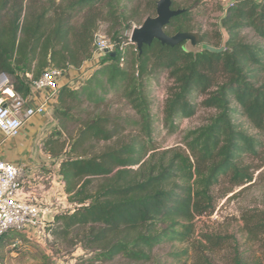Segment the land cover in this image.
<instances>
[{
	"label": "trees",
	"instance_id": "trees-1",
	"mask_svg": "<svg viewBox=\"0 0 264 264\" xmlns=\"http://www.w3.org/2000/svg\"><path fill=\"white\" fill-rule=\"evenodd\" d=\"M156 1L147 0L153 12ZM202 1L172 0V9L184 11L165 31H192L189 21ZM220 9L219 25L225 30L220 47L203 48L194 56L181 44L154 40L139 51L132 43L134 53L123 55L122 65L119 56L110 57L79 88L60 87L57 119L71 118L76 103L100 105L108 93L119 92L139 120L132 129L101 114L81 123L58 157L63 191L74 208L55 215L59 224L54 232L67 235L84 227L85 246L102 250L109 259L148 262L154 247L176 242L187 246L173 257L213 264L209 253L222 248L229 235L204 232L195 240L197 220L211 216L218 200L235 187L251 183L264 163V84L258 83L264 73V0H233ZM123 19L121 0H0V73L26 97L27 74L37 78L49 66L79 67L92 54L99 24L115 28ZM114 40L126 42L127 36ZM160 73L170 80L162 109L169 133L178 130L181 119L193 116L198 105L213 111L204 124L186 131L184 149L159 150L152 142L155 116L146 87ZM199 95L202 99L194 102ZM238 116L252 132L237 122ZM50 134L47 147L54 142ZM99 142L104 146L97 150ZM241 218L248 240L264 246V209ZM232 261L259 264L249 263L238 249Z\"/></svg>",
	"mask_w": 264,
	"mask_h": 264
},
{
	"label": "rangeland",
	"instance_id": "rangeland-1",
	"mask_svg": "<svg viewBox=\"0 0 264 264\" xmlns=\"http://www.w3.org/2000/svg\"><path fill=\"white\" fill-rule=\"evenodd\" d=\"M233 0H203L200 6L193 10V19L189 21L192 31H198L203 36L201 48H217L220 47L224 41L225 30L219 25V17L222 15L220 7L230 5ZM121 7L124 19L119 26H112L110 23L102 22L99 24L96 32L104 35L109 39L114 37L127 36L133 26L140 25L143 20L151 15H155L150 8H148L147 0H121ZM220 31L221 37H217ZM173 33L172 31L169 34ZM248 33V30L244 32ZM129 44V43H128ZM124 46L123 54L125 58H130L134 53V45ZM170 80L166 73H160L147 80L146 90L151 98V112L155 116V130L153 136V145L161 149L170 147H180L184 149L182 139L186 131L198 127L206 122L208 117L213 113L212 110L203 108L198 105L196 112L189 118H183L179 121L178 130L175 133H169L162 122L163 102L166 96V87ZM259 84H264V73L259 77ZM107 100L100 105L89 104L86 101L76 103L74 109L71 111V118L64 120L57 119L54 111L53 119L55 121V128L51 131V137L54 139L48 147L46 144L41 145V151L44 154H49L53 159L48 165L53 169H45L51 172L50 176L53 181H57L55 177V169L58 170V157L64 154L67 144L77 134L81 127V123L90 119L97 114L107 116L114 121L122 124L125 123L128 129L137 128L133 125V121H138L139 118L130 105L123 99L119 92H110L107 94ZM202 96H196L194 102L198 103ZM237 122L243 128L252 132L248 122L242 117L238 116ZM110 127V125H109ZM57 141V142H56ZM112 143V142H108ZM63 150L60 151L61 146ZM104 143L96 144V149L103 148ZM47 148L53 150L50 153ZM57 156V157H56ZM254 163H259L255 161ZM58 176V174H57ZM55 183V182H53ZM98 180L93 182L91 189H94ZM53 185V184H52ZM51 185V186H52ZM74 208L71 206L70 209ZM254 209H264V163L253 174L251 183L240 187H235L233 192L228 193L225 197L220 198L213 214L209 217L201 216L196 222L195 240H199L201 233L212 232L217 234H227L228 241L220 249H216L209 253L213 264H233V257L236 249L249 263L258 262L264 264V246L256 241L248 240L243 231V220L241 215ZM57 222L53 223L50 228L53 236L52 241H38L30 237L22 235H14V239L19 240V246L9 248L11 240L9 239V232L5 233L0 243V263L7 264H178L180 262H187L190 264L191 256H182L175 258L173 253H178L185 249L186 244L181 243H164L153 248L151 259L148 262H133L121 256H116L112 259L107 257V254L102 250L95 248H87L84 244V234L87 231L84 227H75L67 235L59 234ZM190 247V246H189ZM2 261V262H1Z\"/></svg>",
	"mask_w": 264,
	"mask_h": 264
},
{
	"label": "built area",
	"instance_id": "built-area-1",
	"mask_svg": "<svg viewBox=\"0 0 264 264\" xmlns=\"http://www.w3.org/2000/svg\"><path fill=\"white\" fill-rule=\"evenodd\" d=\"M131 31L127 34V41L120 43L95 32L90 58L79 67H70L77 69L79 74L71 81H66L65 85L79 88L95 68L110 58V52H116V57H120V65H122L124 46L128 43L132 44L130 41ZM67 70L49 66L37 78L27 74L26 82L30 91L26 97L15 91L13 83L6 74L0 73V134L3 138L0 140V144L4 140L19 136L27 119L45 115L51 110L54 111L61 87L60 79ZM37 91L42 93L40 101L36 104H29V99ZM58 165L59 162L57 168ZM33 174L22 163L0 158V243L4 234L9 231L24 234L38 241L53 240L49 227L56 222L57 212H54L52 204L54 197L63 190L64 181L57 170L58 180L53 183L50 192L45 194L44 199L19 198L18 193L24 178H30ZM57 224L59 223L57 222ZM19 243L18 239H13L8 247H18Z\"/></svg>",
	"mask_w": 264,
	"mask_h": 264
},
{
	"label": "crops",
	"instance_id": "crops-1",
	"mask_svg": "<svg viewBox=\"0 0 264 264\" xmlns=\"http://www.w3.org/2000/svg\"><path fill=\"white\" fill-rule=\"evenodd\" d=\"M78 74L79 72L77 69L70 68L65 71L63 77L60 79L61 86L64 85L66 81H71L74 77L78 76ZM41 97V92H34L29 99V104L38 103ZM55 107H57V102ZM53 113L54 111L51 110L45 115H37L27 119L19 136L13 139L4 140L3 143L0 144V158L15 163H22L26 165L31 173H34L30 178H24L23 184L18 193V197L21 199H44L45 194L50 192L53 182H56L53 181L51 184V172L45 171V169L49 168L48 170H50L54 168L48 165L53 159L49 154H44L41 151V145L55 128L56 123L53 119ZM1 139L3 138L0 134V140ZM54 172L56 173L55 177H57V169H55ZM52 205L54 212L57 213L65 208L71 207L63 190L54 197ZM14 235L22 234L9 232V239L11 242L14 239Z\"/></svg>",
	"mask_w": 264,
	"mask_h": 264
},
{
	"label": "water",
	"instance_id": "water-1",
	"mask_svg": "<svg viewBox=\"0 0 264 264\" xmlns=\"http://www.w3.org/2000/svg\"><path fill=\"white\" fill-rule=\"evenodd\" d=\"M172 0H157L155 15L147 16L143 22L135 26L130 34V41L141 51L143 45H149L154 40H158L162 45L175 46L181 44V48L186 53H192L194 56L201 52L203 35L198 31H177L174 34H168L165 31L170 20L180 13L183 9H172ZM110 57H115L116 52H110Z\"/></svg>",
	"mask_w": 264,
	"mask_h": 264
}]
</instances>
